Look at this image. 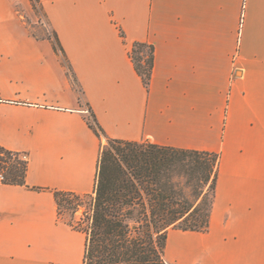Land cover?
<instances>
[{
    "label": "crops",
    "instance_id": "0c3cea01",
    "mask_svg": "<svg viewBox=\"0 0 264 264\" xmlns=\"http://www.w3.org/2000/svg\"><path fill=\"white\" fill-rule=\"evenodd\" d=\"M0 0V264H83L87 235L54 191L94 192L104 137L220 154L207 231L170 228L168 264H264V0ZM135 42L154 45L148 87ZM106 138V137H105Z\"/></svg>",
    "mask_w": 264,
    "mask_h": 264
},
{
    "label": "trees",
    "instance_id": "16d2710c",
    "mask_svg": "<svg viewBox=\"0 0 264 264\" xmlns=\"http://www.w3.org/2000/svg\"><path fill=\"white\" fill-rule=\"evenodd\" d=\"M52 41L61 49L56 33ZM129 54L148 87L154 45L135 42ZM88 123L108 143L101 150L94 192L88 194V225L79 228L69 222L87 235L83 264H168L164 254L170 228H209L220 154L111 138L93 112ZM23 155L0 145L4 183H26L29 161ZM54 194L59 213L64 202L72 204L80 196L62 190Z\"/></svg>",
    "mask_w": 264,
    "mask_h": 264
},
{
    "label": "rangeland",
    "instance_id": "374dc122",
    "mask_svg": "<svg viewBox=\"0 0 264 264\" xmlns=\"http://www.w3.org/2000/svg\"><path fill=\"white\" fill-rule=\"evenodd\" d=\"M35 13L39 17V22L34 24L28 19V25L32 33L39 37H54V33L48 25V22L42 11V7L38 2L32 4ZM92 120V119H91ZM108 143L107 138L104 137L103 144ZM0 172H3L0 169ZM92 213V199L88 195H80L78 198H74V202L69 204L64 202L60 207V218L79 228H86L89 221V216Z\"/></svg>",
    "mask_w": 264,
    "mask_h": 264
},
{
    "label": "built area",
    "instance_id": "2783aa9c",
    "mask_svg": "<svg viewBox=\"0 0 264 264\" xmlns=\"http://www.w3.org/2000/svg\"><path fill=\"white\" fill-rule=\"evenodd\" d=\"M23 158H27V156L23 155ZM4 181H5V175L3 172H0V184L4 183Z\"/></svg>",
    "mask_w": 264,
    "mask_h": 264
}]
</instances>
